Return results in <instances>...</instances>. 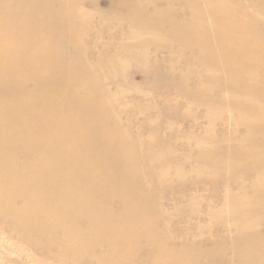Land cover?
Wrapping results in <instances>:
<instances>
[{
  "label": "bare ground",
  "instance_id": "obj_1",
  "mask_svg": "<svg viewBox=\"0 0 264 264\" xmlns=\"http://www.w3.org/2000/svg\"><path fill=\"white\" fill-rule=\"evenodd\" d=\"M4 2L0 264H264V0Z\"/></svg>",
  "mask_w": 264,
  "mask_h": 264
},
{
  "label": "rangeland",
  "instance_id": "obj_2",
  "mask_svg": "<svg viewBox=\"0 0 264 264\" xmlns=\"http://www.w3.org/2000/svg\"><path fill=\"white\" fill-rule=\"evenodd\" d=\"M31 0H25V2H23V4H25V3H29ZM80 1V4H79V9H81V3H82V7L85 9V11L87 12V13H89L90 14V16H91V18H93L94 20H98V19H101L102 21H104L105 23H106V25L108 26V27H111V25L114 23V22H117V24H118V22H121L122 23V21H121V19H122V16H123V14H122V12H121V9L119 10H116V8L118 7V3H116L114 0H79ZM85 2V3H84ZM5 4H3L0 8L2 9V10H5V11H7V9H8V6H11V4H9L8 2H4ZM22 2H21V0H20V3L19 4H21ZM105 3V4H104ZM100 4V5H99ZM162 4H164V3H160V8H162V10H165V7L162 5ZM96 7V8H95ZM101 9H100V8ZM103 7V8H102ZM164 7V8H163ZM98 8V9H97ZM108 8H109V10H108ZM111 9H113L112 11H111ZM118 12V13H116V11ZM100 11V12H99ZM113 11L115 12V13H113ZM98 12L100 13V14H98ZM105 12V13H104ZM164 12V11H163ZM102 14V15H101ZM112 14V15H111ZM100 15V16H99ZM107 15V16H106ZM108 15H110L109 17H108ZM97 16V17H96ZM102 16V17H101ZM112 16V17H111ZM113 16H115L116 18L114 19V17ZM96 18V19H95ZM107 21V22H106ZM110 23H109V22ZM122 25H123V23H122ZM123 28H124V30L126 29V27L125 26H123ZM121 29V27H117L114 31H117V30H120ZM67 54V52H64L63 53V55H66ZM129 69H130V66L128 67V69H127V72L125 71V69H121L120 70V73H125V75H127V76H120V78L121 79H118L116 82L117 83H119L120 85H121V83H122V85H121V90H122V92L121 93H119L118 95H119V97L124 101V103L126 102L127 104L128 103H137V100H138V98H139V95H136V94H130L131 92H139L140 94H142L143 95V93H146L147 91H152L154 88H156L155 86L157 85V84H159V83H156V82H159L160 80H158V78H154L153 76H146V77H144V76H142L141 77V79H140V77H133V75H132V71H130L129 72ZM130 73L129 75L127 74V73ZM127 79H126V78ZM144 85V86H143ZM138 86V87H137ZM153 88V89H152ZM115 90H113L111 93H115L114 92ZM126 93V94H125ZM122 94H124V95H122ZM133 95V96H132ZM135 96V97H134ZM127 98L129 99V100H127ZM146 101H144V103H145ZM196 132H198V130L196 131ZM200 193H201V191H199ZM233 192H235V190L233 191ZM237 192V191H236ZM198 194V192L196 193V194H198V195H200V196H202V194ZM204 195H207V204L210 202V198H211V204H213V203H216V204H214L213 206L215 207V208H213L214 210H216V212L218 211L219 213H220V210H221V208H218V207H221L222 205H224V202L226 201V203H225V205H227V200L228 199H230L229 197H224V196H221V194L219 193V195L218 196H220V197H216L215 195H214V193L211 191V195H212V193H213V195H212V197L209 195V192H208V190H207V192L206 191H204ZM190 196H187V198H189ZM208 197H209V199H208ZM186 197H185V199H187ZM228 198V199H227ZM184 198L182 199V200H185ZM225 199V200H224ZM186 202H188V200L186 201ZM219 202V203H218ZM223 202V203H222ZM210 203L208 204V205H210ZM221 203V204H220ZM218 206V207H217ZM226 207V206H225ZM217 208H218V210H217ZM223 209V208H222ZM227 210V209H226ZM215 212V213H216ZM218 212H217V214H218ZM214 213V215H216ZM224 213V215H226L227 216V214H229V212H227V214H225L226 212L224 211L223 212ZM0 233H2V230H1V228H0ZM4 243V242H3ZM6 243H4V245H5ZM17 244H18V246H20V247H22L23 246V243H21V242H17ZM4 245L3 246H1V248L0 249H5L4 248ZM1 250V251H2ZM4 251V250H3ZM8 253V252H7ZM13 258H16V256H14L13 255ZM4 259H3V257L2 256H0V262H2ZM215 261H219V262H223L224 261V258H223V256H219L218 258H216V260Z\"/></svg>",
  "mask_w": 264,
  "mask_h": 264
}]
</instances>
